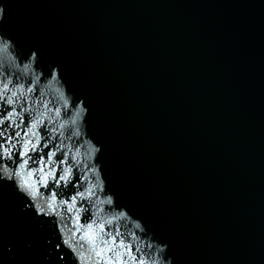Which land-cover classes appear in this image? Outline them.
<instances>
[{
    "label": "water",
    "instance_id": "water-1",
    "mask_svg": "<svg viewBox=\"0 0 264 264\" xmlns=\"http://www.w3.org/2000/svg\"><path fill=\"white\" fill-rule=\"evenodd\" d=\"M4 84L0 264H264V0H0Z\"/></svg>",
    "mask_w": 264,
    "mask_h": 264
},
{
    "label": "snow or ice",
    "instance_id": "snow-or-ice-1",
    "mask_svg": "<svg viewBox=\"0 0 264 264\" xmlns=\"http://www.w3.org/2000/svg\"><path fill=\"white\" fill-rule=\"evenodd\" d=\"M8 83H11V82L9 81ZM9 91L10 90L8 88V84H4L2 88H0V101H3L4 103L8 105H15L16 103H18V99H14L18 97V91L16 89H12L11 94L8 95ZM29 91H31V89H29ZM19 95L20 96L25 95L24 90L22 88L19 90ZM27 110H28L27 108H22L20 112H17L15 107H12L10 110L0 112V156H3L5 153L11 156L12 150L15 149L17 143H20L21 141H23L22 147L24 149V152L21 154L23 156H27V153L30 147H31V150H35L37 145L39 144L40 137H39V134L35 131L38 124L40 123L39 120L34 119V121L31 123V126L28 128L27 132L25 133V135L30 134V138L26 141L23 140V137L20 136L19 132H14L11 135H8V130L12 128L13 126L16 128L21 127V125L23 124V112ZM18 118L20 119L19 124L16 123V120ZM6 122H9L7 124V127H5ZM15 137H20V139L13 142ZM31 137L36 138V143H33ZM44 147H47V143L44 144ZM55 155L56 153L52 152L51 155L48 156V160L46 163L53 164L54 162L52 158ZM29 159H31V157H29ZM38 162L45 163L44 161H38ZM27 163H28L27 160H23V162L20 164V169L23 170ZM70 171H71L70 168L66 170H62L63 174L59 177V179L60 180L66 179ZM50 174L53 175V178H55L54 173H50ZM11 175L16 176V175H19V173L12 172ZM27 175L31 176L32 172H28ZM30 194L33 197H35L37 195V192L32 191ZM80 196L83 197L84 193H80ZM52 199L54 200L55 197L53 196ZM72 200H73V203L69 205L68 210H71L75 207L74 202L76 200V197H73ZM64 203L66 202L61 201V204H64ZM37 207H38V210L42 213H46L49 210H52L51 204H47V207H44V208L40 207L39 205H37ZM79 212H80V209H76V212H75L76 221H77L76 227L74 229H69V232L71 233L70 238L65 240L64 242L68 244L70 247H72L74 242L79 243L80 241H84V243H81L79 245L80 248L82 249L85 247V244L88 245L87 251L90 253V256L88 258H85L83 257V254L81 253L82 261L84 259H90L91 254L93 253L98 257L102 256L103 252L105 251L113 252V256L115 257L117 261H119L121 257V253L118 251H115L112 247V245L115 244V237H113L111 241L104 239L103 236L100 235V232L103 231V226L102 225L99 226L100 228L99 232H97L94 229V226L96 225V220H93L91 223H88L86 225H80L78 223ZM82 230H83V235L76 237L75 233L81 232ZM117 235H119V233H117ZM123 243H124L123 241H120L121 246H123ZM101 244H103L105 247L100 248ZM73 250L75 251V248ZM106 264H110V262H106ZM125 264H127V262H125Z\"/></svg>",
    "mask_w": 264,
    "mask_h": 264
}]
</instances>
